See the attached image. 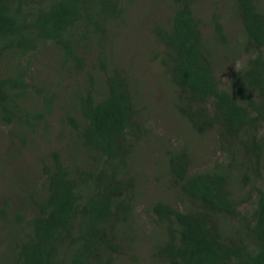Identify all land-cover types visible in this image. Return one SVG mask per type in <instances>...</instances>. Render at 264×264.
<instances>
[{"label": "trees", "instance_id": "16d2710c", "mask_svg": "<svg viewBox=\"0 0 264 264\" xmlns=\"http://www.w3.org/2000/svg\"><path fill=\"white\" fill-rule=\"evenodd\" d=\"M160 1L170 12L153 26L162 48L152 57L174 86L178 118L172 113L201 139L211 134L206 158L210 147L220 155L199 168L177 136L165 177L137 168L138 149L158 133L107 50L113 22L124 21L121 0H0V123L10 144L40 143L57 119L74 149L67 158L52 150L37 198L24 187L15 193L32 215L5 229L0 264H264V8L228 0L218 10L217 2L210 36L198 0ZM239 43L219 68L213 49L234 53ZM49 48L69 76L60 88L36 81L33 60ZM153 181L165 198L137 193ZM148 241L150 263L134 250Z\"/></svg>", "mask_w": 264, "mask_h": 264}, {"label": "rangeland", "instance_id": "374dc122", "mask_svg": "<svg viewBox=\"0 0 264 264\" xmlns=\"http://www.w3.org/2000/svg\"><path fill=\"white\" fill-rule=\"evenodd\" d=\"M256 1L264 8V0ZM217 2L218 10H224L228 0H198L194 5L196 14L206 21L202 24L205 35H212L214 27L208 24V21L212 20L211 14L217 10ZM121 4L125 7L124 21L121 18L113 22L111 30L115 33L116 39L107 45V50L109 53L111 50L113 51L111 57L114 66L122 68L130 77V81L134 85L133 88L138 90L133 93L137 106L147 105L146 114L149 118L153 117L151 124L158 133L156 137L148 138L147 143H143L138 149L137 168L140 171H158L162 177H165L162 165L165 163L166 149L170 146V139L177 143L178 138L184 140V144L189 147L193 157H196L195 166L202 168L210 165L215 157L220 156H215L212 147H210L212 151L208 154V158L203 155L208 150L205 148V144L212 140L211 134L205 136L203 140L198 134L187 129L180 118L177 119L178 115L175 110L177 99L174 86L169 78L160 73L162 71L159 69L157 60L152 57L155 51L162 48L156 42L155 34L152 31L153 26L156 22L165 21L164 18L170 12L168 4L160 0H121ZM118 21L121 23L115 25ZM228 30L232 38L237 35L242 40L243 34L239 29L237 32L235 30L236 34L230 28ZM237 42L238 40L235 41V43ZM233 46L234 43L231 42L230 47ZM241 49V43L238 44L234 53L227 47L214 48L212 58L218 67L223 69L228 57L237 54ZM95 53L89 52L91 56H94ZM246 58L247 54H244L238 61L241 62ZM33 70L36 81L44 85L45 83L54 84L60 80L66 83L69 78L63 69H59L51 48L46 53L37 54L33 60ZM98 78L103 85L105 75L102 72L98 73ZM52 87L60 88L61 85L55 83ZM173 110L177 118L172 113ZM57 123L58 120H54L53 130L45 132L40 143H30L22 147L17 146L21 144L17 137H14L15 144H10L7 134L9 126L0 123V242L3 236H6L5 229L26 224L32 215V212L23 206L22 200L15 193L20 192L24 187L35 192L34 197L37 198L40 193L37 185H40L39 183L43 179V176H40L41 169L44 163L51 162L52 150H58L66 158L73 154L74 149L71 148L73 143L69 146V140L62 139L63 127ZM79 157L83 158L82 155ZM158 165L160 168L157 167ZM162 184L153 181L144 189L141 187L142 184L138 183L136 191L140 196L150 197L154 193V198H165L166 189ZM21 194L25 195V193ZM4 210L8 212L7 215L4 214ZM139 210L142 218L147 220L144 207L140 206ZM7 226L9 227L6 228ZM152 243V241H148L144 246L135 243L134 247L135 251L144 252L148 263L151 262L149 253ZM3 250V244H1L0 257ZM119 264L132 263L123 260ZM145 264L147 263L145 262Z\"/></svg>", "mask_w": 264, "mask_h": 264}, {"label": "clouds", "instance_id": "9594fccd", "mask_svg": "<svg viewBox=\"0 0 264 264\" xmlns=\"http://www.w3.org/2000/svg\"><path fill=\"white\" fill-rule=\"evenodd\" d=\"M164 19H165V18H164ZM154 24H155V23H154ZM235 66H236L237 69H239V67H240V62H239V61L235 62Z\"/></svg>", "mask_w": 264, "mask_h": 264}]
</instances>
